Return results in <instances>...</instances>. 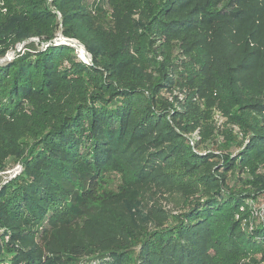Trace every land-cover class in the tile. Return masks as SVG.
Masks as SVG:
<instances>
[{
    "label": "trees",
    "instance_id": "1",
    "mask_svg": "<svg viewBox=\"0 0 264 264\" xmlns=\"http://www.w3.org/2000/svg\"><path fill=\"white\" fill-rule=\"evenodd\" d=\"M4 1L5 50L59 32L93 63L29 44L0 67V167H23L0 193V264H215L226 212L232 264H264V223L233 216L264 212V0H117L110 27L87 0ZM204 103L245 142L199 152L216 137Z\"/></svg>",
    "mask_w": 264,
    "mask_h": 264
},
{
    "label": "rangeland",
    "instance_id": "2",
    "mask_svg": "<svg viewBox=\"0 0 264 264\" xmlns=\"http://www.w3.org/2000/svg\"><path fill=\"white\" fill-rule=\"evenodd\" d=\"M88 3L91 5L92 15L96 18L97 22L110 27L112 25V14L114 6L116 5L117 0H87ZM51 2V0H50ZM10 10L6 8V3L4 0H0V14L4 19L8 16ZM137 18V16H135ZM140 42H145L147 40V36L143 35L140 39ZM29 44H34L35 48L38 51H44L51 46H58L61 44L71 45L75 48L74 55L76 59L83 61L86 64L93 63V55L88 49L80 44L78 41H68L63 38L61 33H57L56 37L52 41H42L40 38L34 37L23 42L17 43L14 46H8L5 50V46L0 44V67L7 66L18 59L20 56L25 55L27 53V47ZM4 51V53H2ZM26 52V53H25ZM36 52V51H33ZM32 52V53H33ZM178 49L176 46L173 47V56L178 55ZM83 53V54H82ZM139 57V62L144 64V57L143 54ZM194 57L196 60L201 61V54L198 52L194 53ZM34 59V58H33ZM65 62L63 63V65ZM145 65V64H144ZM191 73L196 75V72L191 68ZM91 80V77H90ZM188 91H176L173 95L168 94L166 98L173 103L177 108H181V105L184 103L187 97ZM202 110L205 111L207 119H205L206 123H212L215 126V139L211 142L206 143L205 145L201 146L198 150L201 153L205 152H215L216 154H222L223 151L220 149L222 144L226 143V136H234L237 140H244V133L238 126H231L228 123L227 118L223 115V112L220 109L213 107L212 109L207 108V104L204 103L202 106ZM199 133L195 132L191 139L193 143L199 141ZM245 138V139H244ZM247 143V142H246ZM197 151V150H196ZM234 154H238L237 149H233ZM23 167L21 163L16 161L15 159H10L4 167H0V193L4 191V187L8 186L12 180H15L22 172ZM182 176V175H181ZM188 178V177H185ZM184 178V179H185ZM237 175L232 177L231 184L234 185L235 182L237 183ZM107 188L110 190H117L118 186L120 185V179L117 174L109 173L106 178ZM167 209L171 210L173 213H177L176 207L172 202L166 203L165 206ZM258 206L256 207H249V206H241L238 211H234L233 216L234 219L243 226H245L248 231H251L256 223H264V212L259 213L261 215L262 220L257 218ZM227 213L222 215L217 223L216 230H217V254H215V264H232L234 262V256L230 251V245L228 243V222H225V217ZM252 257H255L257 261L262 262L264 258V252H258L253 254ZM263 264V262H262Z\"/></svg>",
    "mask_w": 264,
    "mask_h": 264
},
{
    "label": "bare ground",
    "instance_id": "3",
    "mask_svg": "<svg viewBox=\"0 0 264 264\" xmlns=\"http://www.w3.org/2000/svg\"><path fill=\"white\" fill-rule=\"evenodd\" d=\"M83 54V53H82Z\"/></svg>",
    "mask_w": 264,
    "mask_h": 264
}]
</instances>
